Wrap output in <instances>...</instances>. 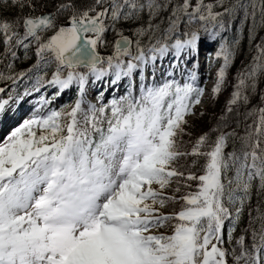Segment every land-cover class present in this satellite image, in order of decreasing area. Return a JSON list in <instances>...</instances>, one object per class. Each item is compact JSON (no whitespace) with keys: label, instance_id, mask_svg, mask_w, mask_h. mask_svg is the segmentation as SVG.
<instances>
[{"label":"snow or ice","instance_id":"snow-or-ice-1","mask_svg":"<svg viewBox=\"0 0 264 264\" xmlns=\"http://www.w3.org/2000/svg\"><path fill=\"white\" fill-rule=\"evenodd\" d=\"M245 28L192 139L202 34L214 101ZM261 33L264 0H0V117L38 96L0 142V264H264Z\"/></svg>","mask_w":264,"mask_h":264},{"label":"rangeland","instance_id":"rangeland-1","mask_svg":"<svg viewBox=\"0 0 264 264\" xmlns=\"http://www.w3.org/2000/svg\"><path fill=\"white\" fill-rule=\"evenodd\" d=\"M208 2H211V0H208ZM238 22L239 21L237 20L236 23H238ZM234 33H235V27H233V29L231 31H225L224 33H222V36L231 38L234 36ZM261 34L264 35V33H261ZM218 43H219V41H214V42L209 41L207 39V37L202 34V39H201L200 44L202 45L203 49H209V50H207L208 53L214 55L216 48L218 46ZM212 47H214L213 50H212ZM254 47H255V42L253 43V48ZM247 49H248L247 29L245 28L244 38L241 42L240 53L237 55V57L233 63V66L229 70V75H228L229 86L220 95H218L214 101L210 100V94H211V88L214 84V78H215V73H216V69L218 67V64L215 66H212V67H207V65L205 63L201 64L202 66H200V71H202V72L206 71V74L209 75V79H208L209 86L207 89L205 88L206 92H205L204 102L201 105L196 106L197 116H189L188 117L189 122L194 126L192 129V132H193V135L191 137L192 139H194L196 136L200 135L201 132L204 131V129H206V128H203V126H204L203 121H207L208 118L213 116L214 114H217V113L219 114L218 111L221 110L225 106L226 101L229 98L230 93L232 91L231 84L235 83V76H236L237 70L241 67V62L245 61V54L247 53ZM101 51L103 54V50H101ZM248 58L250 59V55ZM33 62H34V59L32 60L31 63H33ZM202 62H203V60H202ZM23 63H24L23 60H21V62H19V64L17 65L18 67L15 68L16 71L23 70V69H25L31 65V63H30L27 66L22 67ZM208 64H210V56L208 59ZM201 81L202 80L200 79V82ZM125 83L126 82L122 83V85H123L122 87H124ZM19 85H21L23 89L27 86L25 84V82H23V81H21ZM4 86L5 85L3 83H0V87H4ZM100 88H103L102 84H97L94 88L91 86V87H89V93H91L94 90L96 91L94 93H97L98 91H101V90H99ZM23 89L18 90V91L21 93L23 91ZM121 89H123V88H121ZM102 90H104V88ZM48 91L49 90L44 92V94L48 95L49 94ZM73 92H74V97L71 99V101H69V97H70L69 93L65 94L63 96L62 100H59V101H64L65 103L72 102V100L75 98V91L73 90ZM110 96L111 95L106 94V97H110ZM89 98H94V97L91 95V96H89ZM0 99L6 100V99H8V95L6 93L2 94ZM59 101L56 100L55 104L57 103L56 105H58ZM12 105L15 106V103L12 102L10 107H13ZM201 110H203L205 113L202 117L199 116V113ZM227 130L230 131L231 129H227ZM185 139H189V138L186 137ZM244 221H245L244 224L246 226L247 225V214H245V220ZM238 234L239 233H237V235Z\"/></svg>","mask_w":264,"mask_h":264},{"label":"trees","instance_id":"trees-1","mask_svg":"<svg viewBox=\"0 0 264 264\" xmlns=\"http://www.w3.org/2000/svg\"><path fill=\"white\" fill-rule=\"evenodd\" d=\"M219 10V9H218ZM19 62H21V60H18L17 62H16V64H15V68L16 67H18L17 65L19 64ZM24 63L22 64L23 66L22 67H25V66H27L28 64H30L31 62H32V60H29V61H23ZM218 112H220V110L218 111ZM218 114V113H217ZM203 128H208V126H209V118H208V120L207 121H203ZM206 129H204V130H206ZM253 203H255V198H253ZM245 222V221H244Z\"/></svg>","mask_w":264,"mask_h":264},{"label":"bare ground","instance_id":"bare-ground-1","mask_svg":"<svg viewBox=\"0 0 264 264\" xmlns=\"http://www.w3.org/2000/svg\"><path fill=\"white\" fill-rule=\"evenodd\" d=\"M26 98H27V97H26ZM26 98H25L24 100H26ZM13 103H15V106H13V105H12V106H13V107H17L18 104H17L15 101H13ZM22 104H24V103L22 102L20 105H22ZM23 106H24V105H23ZM9 107H10V106H9ZM13 107H11V108H13Z\"/></svg>","mask_w":264,"mask_h":264}]
</instances>
